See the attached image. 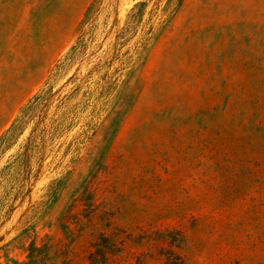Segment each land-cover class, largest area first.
I'll return each mask as SVG.
<instances>
[{
  "label": "rangeland",
  "instance_id": "374dc122",
  "mask_svg": "<svg viewBox=\"0 0 264 264\" xmlns=\"http://www.w3.org/2000/svg\"><path fill=\"white\" fill-rule=\"evenodd\" d=\"M115 228L264 264V0H0V264Z\"/></svg>",
  "mask_w": 264,
  "mask_h": 264
},
{
  "label": "trees",
  "instance_id": "16d2710c",
  "mask_svg": "<svg viewBox=\"0 0 264 264\" xmlns=\"http://www.w3.org/2000/svg\"><path fill=\"white\" fill-rule=\"evenodd\" d=\"M102 218L101 228L111 229L113 226L112 216L105 213ZM121 232L115 228L111 234L100 232L98 235L92 234L90 249L88 251L84 264H147V258L155 260L159 264H186L185 259L175 251L180 247V240L171 239L168 234L148 235L145 234L137 239L133 236L121 237ZM133 245L148 244L151 246L149 253L135 255L134 260L131 251L128 252V259L122 262L118 259L122 254L127 252V244ZM48 251V246L46 247ZM42 249L36 245L31 249V261L29 264H74L72 261L62 258L57 251L54 256L47 260L41 258ZM45 256V255H44Z\"/></svg>",
  "mask_w": 264,
  "mask_h": 264
}]
</instances>
